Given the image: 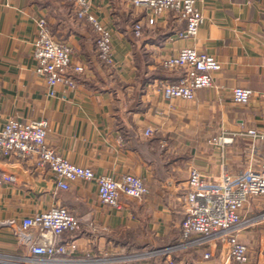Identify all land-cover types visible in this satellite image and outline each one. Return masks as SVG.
Masks as SVG:
<instances>
[{
  "label": "crops",
  "instance_id": "0c3cea01",
  "mask_svg": "<svg viewBox=\"0 0 264 264\" xmlns=\"http://www.w3.org/2000/svg\"><path fill=\"white\" fill-rule=\"evenodd\" d=\"M194 2L202 23L194 38L180 39L185 24L171 11L144 24L136 38L132 29L144 23V10L124 0H90L91 14L111 33L107 67L95 53L96 33L76 17L72 2L0 0V129L10 119H44L47 145L70 163L96 175L131 174L149 189L141 200L122 196L113 209L99 202L94 182L62 190L52 172L0 157V176L11 178L0 184V258L28 256L6 224L62 206L80 219L77 231L60 238L75 245L62 264H235L225 262V242L186 245L181 222L191 168L213 180L264 163V0ZM40 17L56 41L72 48V63L85 69L73 75L74 88L57 85L52 96L32 56ZM186 47L213 56L221 68L193 100H164L155 82H174L181 73L160 60ZM236 87L253 92L247 105L232 102ZM249 129L261 137H248ZM218 137L230 141L212 144ZM239 216L247 264H264V196L248 199Z\"/></svg>",
  "mask_w": 264,
  "mask_h": 264
},
{
  "label": "built area",
  "instance_id": "2783aa9c",
  "mask_svg": "<svg viewBox=\"0 0 264 264\" xmlns=\"http://www.w3.org/2000/svg\"><path fill=\"white\" fill-rule=\"evenodd\" d=\"M74 4L78 19L85 20L97 35L95 53L99 62L113 65L111 33L90 12V0H67ZM127 5L145 11L144 23L134 24L132 32L136 38L142 36L144 24L153 25L158 15L171 11L185 27L177 33L180 39H192L202 23V15L194 0H124ZM32 56L36 63L35 72L44 78L53 95V88L65 85L76 86L74 74H83L84 66L71 61L72 48L58 42L51 35L47 21L40 17L36 22V36L32 44ZM163 68L178 70L181 75L174 81H156L155 87L164 100L182 99L191 101L196 91L213 86L212 73L220 70V63L210 55L198 52L192 47L179 50L160 60ZM264 89V87H262ZM253 92L247 88L236 87L232 91V102L239 106L247 105ZM46 120L20 122L8 120L0 129V157L29 161L41 170H48L56 178L59 189L66 190L75 181L94 182L99 202L113 209L121 207L120 198L141 200L149 193L145 182L134 175L119 177L96 175L92 169L70 163L53 148L47 145ZM152 130L145 131L150 135ZM250 138L261 137L256 130L249 129ZM230 140L218 137L212 144H225ZM0 176V184L10 181ZM187 190L184 200V218L181 222V236L186 245L203 246L212 241L228 245L225 262L248 263L247 246L238 238L242 225L239 211L252 197L264 196V163L256 169L232 176L222 172L213 180H207L197 169L191 168L187 176ZM10 227L29 235V240L20 238L28 249L27 257L0 258V264H62L75 250L73 242H61L64 233L75 232L80 228V219L67 208L53 206L49 210L23 218L20 223L9 222ZM15 232V231H14ZM205 252L203 258L210 259ZM171 264V262H169Z\"/></svg>",
  "mask_w": 264,
  "mask_h": 264
},
{
  "label": "water",
  "instance_id": "95a60500",
  "mask_svg": "<svg viewBox=\"0 0 264 264\" xmlns=\"http://www.w3.org/2000/svg\"><path fill=\"white\" fill-rule=\"evenodd\" d=\"M8 227H10V223L6 224ZM15 234L20 237V238H23L24 240H29L30 236L29 235H25L23 233H21L18 229H15Z\"/></svg>",
  "mask_w": 264,
  "mask_h": 264
}]
</instances>
